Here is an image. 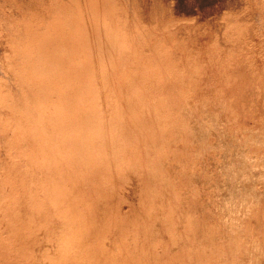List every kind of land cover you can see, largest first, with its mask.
Wrapping results in <instances>:
<instances>
[{"label": "rangeland", "instance_id": "rangeland-1", "mask_svg": "<svg viewBox=\"0 0 264 264\" xmlns=\"http://www.w3.org/2000/svg\"><path fill=\"white\" fill-rule=\"evenodd\" d=\"M42 1L34 0L37 2V7H41ZM121 1L125 5L127 14L133 16L132 1ZM139 2L143 11L145 10L144 14L147 15L146 27L152 32L151 35L166 36L171 32L170 36L167 34V37L169 36L167 41L170 42H168L169 49L174 46L171 48L172 52L169 51L171 52L169 55H173L170 56L172 65L170 64L166 71L167 84L163 86L162 92L156 93L153 90L156 95L153 98L149 97V86L147 85L145 89L140 83L143 69L136 71L131 92L137 95L134 101L139 103V106H136L139 120L137 127L133 129L127 117L126 127L132 129L131 139L135 143L139 142L136 144L137 149L140 150V160L133 167H127L125 170L120 164H117L120 168L115 167V169V164L109 161L110 172L100 175L99 179L92 178V186L95 185L92 188L97 191L98 197H101L100 202L95 198L92 202L94 209H97L95 213L93 212V221H96L94 223L96 225L99 223L94 230L99 227L100 234L106 232L99 235V230H96L97 235H94L98 238L93 235V239L99 240L101 249L98 243L94 245L97 246V251L100 249L99 251L102 252L105 249L103 255L107 256L105 259L107 264H117L118 260L120 264H134V260L137 264L139 259L140 264L143 260L145 264L146 262L158 264L157 260L160 259L157 258L158 255L163 258L160 264H170L171 260L172 264L178 262V264L183 262L184 264H264V16L262 19L258 18L259 13L264 12V6L256 7L255 3H252L254 6H250V0H139ZM6 7L11 8V4H7ZM26 8L28 7H25L24 11L27 10ZM165 9L168 12H163ZM171 10L176 15L169 13ZM1 11V22L4 21L3 23L7 25L10 23L9 30H12L10 32L17 30L18 32H14L15 35L23 36L21 32L23 25L18 22L13 23L9 18L6 19ZM226 14L237 20L235 21L237 28H244L242 35L226 31L225 22L222 21ZM155 16L158 21L156 23H154ZM173 16H176L175 18L182 24L180 25L179 21L177 23V19H173ZM24 17L29 19V14L23 15V20ZM48 17L49 14L46 18ZM42 21L40 20V24L35 23V28L39 25L38 29H42L44 27ZM174 23L178 25L175 26ZM155 36L148 38L147 35L145 40L148 38L147 42L151 40L153 43ZM132 44L133 50L140 53L141 43L136 40ZM23 50L21 52L24 54L28 53L27 46ZM3 51L8 52L7 62L11 64L13 53L19 54V49L14 52L12 50L11 53L6 49ZM2 57L0 56V76L3 73L5 75L10 73L12 69L7 68L8 63L5 64L6 60ZM154 58L158 60L157 56ZM179 66L183 70H180ZM122 71L129 73V62L125 63ZM5 75L1 77L5 78ZM180 78L186 80L185 83ZM12 86L13 90L17 87L16 84ZM159 95H162V99ZM110 148L109 146L108 151ZM129 168L132 173L128 171ZM112 187L113 190L115 189L114 192ZM103 197L106 201H103ZM86 200L89 202L92 198L87 196ZM96 203H100L101 211ZM115 219L120 221L118 222L120 224L116 223ZM119 229L127 233L117 231ZM108 230L113 233L117 231V234H107ZM112 234L116 238L111 239ZM135 234L137 236L134 237ZM106 235H110V242ZM126 235L127 238L124 239ZM133 237L135 239L129 245ZM103 241L105 242L102 243ZM100 242L102 245L106 243L105 246L103 245L104 248ZM135 243H138L136 250ZM114 250L116 253L110 254L109 251ZM149 251L153 252L152 255ZM166 252L167 256L164 255ZM119 253L122 258L117 257L121 256ZM149 254L151 256H148ZM132 255H135L134 258ZM127 256L130 260L126 258ZM154 259H157L156 262ZM107 260L109 263L106 262Z\"/></svg>", "mask_w": 264, "mask_h": 264}, {"label": "bare ground", "instance_id": "bare-ground-1", "mask_svg": "<svg viewBox=\"0 0 264 264\" xmlns=\"http://www.w3.org/2000/svg\"><path fill=\"white\" fill-rule=\"evenodd\" d=\"M131 1L133 16L127 14L121 0H44L40 4L41 7H37V2L34 0H0V10L6 19L9 18L13 23L18 22L23 25L21 31L23 36H17L15 35L17 30L13 29L15 33L10 32L12 31L9 30L10 23L7 25L0 20V56L6 60L5 64L8 63L9 55L3 50H10L11 53L12 50L14 52L19 49V54L13 53L11 60L13 63L6 64L8 69L12 68L10 73L6 75L3 73L7 78L0 76V264H107L105 263L107 256L103 255L105 249L100 252L101 246L95 233L99 227L94 230L99 223L96 225L94 224L96 221H93V212L97 210L92 204L93 198L100 202L101 197H98L97 191L93 190L95 185L92 186L91 180L93 177L98 178L110 172L111 162L115 164L114 168H118L117 164H120L125 170L127 167H133L140 160V150L137 149L136 144L139 142L135 143L131 139L132 129L126 127L127 117L133 129L137 127L139 120L136 108L139 103L134 101L137 95L131 92L132 82L136 78V71L141 68L143 70L142 75L140 74V83L143 88L149 86V97L156 96L154 91L162 92L163 86L168 82L166 71L169 65H172L169 54L174 47L169 49L168 46L167 40L171 32L167 33L170 34L168 37L166 33V36L151 35L152 32L146 27L145 10L143 11L139 0ZM28 3L30 5H27ZM250 3V6L253 5L252 3H255L256 7L264 6V0H250ZM7 4H11L10 9L6 7ZM25 7H28L26 11H24ZM165 11L167 10L163 12ZM263 13H259V19L263 18ZM26 14H29V19L24 17L23 20L22 16ZM48 14L49 17L46 18ZM228 15H222L226 31L242 35L244 28H237L235 26L237 20ZM175 17L173 16V19ZM154 18L156 19L154 23L158 22L157 17ZM40 20H43L42 29H38L39 25H37L38 22L40 24ZM178 21L177 19V23ZM177 23L174 25L177 26ZM147 35L148 38L155 36V41L147 42L148 38L145 40ZM136 40L141 43L142 54L133 50L132 43ZM25 46L28 47L27 54L23 53ZM155 56L158 60L154 58ZM127 62H129V73L122 71ZM181 81L185 83L186 80L182 78ZM12 84L17 85L15 90ZM161 96L159 95L160 98ZM109 146L110 151H108ZM130 170L131 168L128 171ZM111 175L113 177V174ZM114 191L115 189L112 192ZM87 196L92 200L88 202ZM104 197L103 201H106ZM99 210L101 211L100 207ZM115 221L120 222L117 219ZM100 231L99 235L104 233L100 234ZM109 231L107 234L113 233ZM117 231L114 233L117 234ZM125 233L123 231V234ZM93 235L97 238L93 239ZM109 236H107L108 240ZM110 237L112 239L114 235ZM134 237L130 239L131 242L126 240L129 245L133 243ZM126 238L127 235L124 239ZM138 239L137 237L136 240ZM94 243H98L100 251H97ZM124 243L128 245L127 242ZM135 244L136 250L138 243ZM106 249L108 252V248ZM117 249L119 250L118 247ZM109 252L113 254L115 250ZM149 253L152 255L153 252L149 251ZM165 254L167 256V252ZM129 256L126 258L128 259ZM134 256L132 255L133 258ZM117 257L122 258V255ZM157 258H160L156 259L160 264L163 258L161 259L160 255ZM143 261L142 263L145 264ZM170 262L172 264V260ZM118 263L120 264L119 260Z\"/></svg>", "mask_w": 264, "mask_h": 264}]
</instances>
